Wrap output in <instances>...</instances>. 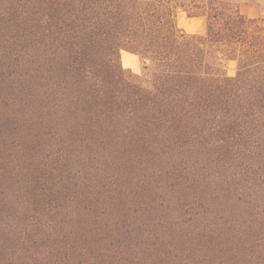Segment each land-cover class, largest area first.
I'll return each mask as SVG.
<instances>
[{"label":"rangeland","instance_id":"374dc122","mask_svg":"<svg viewBox=\"0 0 264 264\" xmlns=\"http://www.w3.org/2000/svg\"><path fill=\"white\" fill-rule=\"evenodd\" d=\"M28 1L0 0V264H264V114L234 131L207 123L196 146L79 150L74 57L52 62L44 88L52 120L33 113L31 57L20 50L28 42L16 31ZM258 1L241 9L264 24ZM44 5H53V23L78 26L79 0ZM177 23L206 31L205 17L181 9ZM121 62L152 76L132 52ZM224 70L236 75L237 62Z\"/></svg>","mask_w":264,"mask_h":264},{"label":"trees","instance_id":"16d2710c","mask_svg":"<svg viewBox=\"0 0 264 264\" xmlns=\"http://www.w3.org/2000/svg\"><path fill=\"white\" fill-rule=\"evenodd\" d=\"M46 1H28L32 5L22 6L16 26L19 39L28 42L20 50L31 57L33 113L52 120L44 100L52 62L61 53L74 57L79 150L165 152L196 146L207 123L213 132L217 124L234 131L242 119L264 114V24L234 2L79 0V23L71 27L76 19L53 23V5ZM179 9L205 17V33L180 27ZM123 50L138 55L146 68L150 63L152 76L125 68ZM227 60L237 62L236 75L225 72ZM6 83L0 79V90Z\"/></svg>","mask_w":264,"mask_h":264},{"label":"crops","instance_id":"0c3cea01","mask_svg":"<svg viewBox=\"0 0 264 264\" xmlns=\"http://www.w3.org/2000/svg\"><path fill=\"white\" fill-rule=\"evenodd\" d=\"M236 1H238L239 2V5H241L240 9L242 8V9L251 10V9H253V6L252 5H260V3H259L258 0L257 1L256 0H236ZM242 9H241V11L243 13H245V11H243ZM248 16L253 17L255 15H248Z\"/></svg>","mask_w":264,"mask_h":264}]
</instances>
